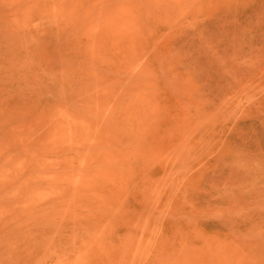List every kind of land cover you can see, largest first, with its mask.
Here are the masks:
<instances>
[{
  "label": "rangeland",
  "instance_id": "1",
  "mask_svg": "<svg viewBox=\"0 0 264 264\" xmlns=\"http://www.w3.org/2000/svg\"><path fill=\"white\" fill-rule=\"evenodd\" d=\"M0 264H264V0H0Z\"/></svg>",
  "mask_w": 264,
  "mask_h": 264
}]
</instances>
